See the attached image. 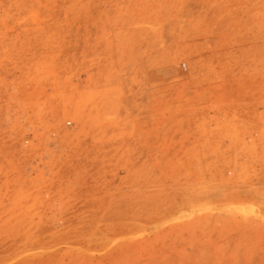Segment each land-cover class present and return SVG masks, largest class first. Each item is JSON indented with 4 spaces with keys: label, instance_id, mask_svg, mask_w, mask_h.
I'll return each mask as SVG.
<instances>
[{
    "label": "rangeland",
    "instance_id": "obj_1",
    "mask_svg": "<svg viewBox=\"0 0 264 264\" xmlns=\"http://www.w3.org/2000/svg\"><path fill=\"white\" fill-rule=\"evenodd\" d=\"M0 264H264V0H0Z\"/></svg>",
    "mask_w": 264,
    "mask_h": 264
},
{
    "label": "bare ground",
    "instance_id": "obj_2",
    "mask_svg": "<svg viewBox=\"0 0 264 264\" xmlns=\"http://www.w3.org/2000/svg\"><path fill=\"white\" fill-rule=\"evenodd\" d=\"M169 15H170V14H169ZM173 32H174V31H173ZM172 34H173V33H172ZM159 38H160V37H159ZM156 40H157V39H156ZM163 41H164V40H163ZM161 42H162V41H161ZM216 77H217V76H216ZM174 79H175V78H174ZM219 79H220V78H219ZM215 80H216V79H215ZM215 80H214V81H215ZM137 95H138V94H137ZM146 98L148 99L149 97L146 96ZM147 99H146V105H147V103H148V105H150L151 108H152L153 103L150 102V103H151V104H150V103H149V100L147 101ZM149 99H150V101H152V100H151V97H150ZM152 99H153V98H152ZM129 101H130V100H129ZM154 101H155V100H154ZM133 102H134V100H133L132 102H130V103H131V105H130V109L128 108V107H129L128 105H127L128 107H127L126 105H124V107H126V111H127V108H128L129 110H132V108L137 110V106H138V104H139V103H138L139 101L137 102V100H136V102L138 103L137 106L134 105ZM142 102H143V101H141V104H142ZM154 103H155V102H154ZM124 104H127V102H125ZM98 105H99V104H98ZM144 105H145V104H144ZM148 105H147V106H148ZM154 105H155V104H154ZM147 106H146V107H147ZM149 109H150V108H149ZM99 110H100V109H99ZM99 110H98V111H99ZM241 110H242V109H241ZM112 111H113V110H112ZM137 111H138L139 113H141V112H143V109L138 107V110H137ZM114 112H117L116 114L119 115L120 112H121V110H116V111H114ZM101 113H102V112H101ZM124 113H125V112H124ZM111 114H112V113H111ZM104 116H105V115H104ZM104 116H103V117H104ZM126 116H128V114H126ZM101 118H102V117H101ZM133 134H134V133H133ZM134 135H135V134H134ZM137 135H138V134H137ZM138 137H139V136H138ZM137 139L140 141L141 138L139 137V138H137ZM138 140H137V141H138ZM75 211H76V210H75Z\"/></svg>",
    "mask_w": 264,
    "mask_h": 264
}]
</instances>
